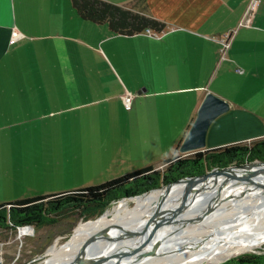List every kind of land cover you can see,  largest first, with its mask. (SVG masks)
<instances>
[{"label": "crops", "instance_id": "crops-1", "mask_svg": "<svg viewBox=\"0 0 264 264\" xmlns=\"http://www.w3.org/2000/svg\"><path fill=\"white\" fill-rule=\"evenodd\" d=\"M104 1L163 28L114 34L69 0H0V204L158 169L207 92L228 107L203 148L264 137V0Z\"/></svg>", "mask_w": 264, "mask_h": 264}, {"label": "bare ground", "instance_id": "bare-ground-1", "mask_svg": "<svg viewBox=\"0 0 264 264\" xmlns=\"http://www.w3.org/2000/svg\"><path fill=\"white\" fill-rule=\"evenodd\" d=\"M178 183L182 182L150 191L155 193L147 192L135 198L124 199L96 219L80 223L67 246L51 247L41 264H75L78 259H92L118 250L124 252L149 232L150 224L159 212L171 210L167 207L176 202V196L185 184L177 185ZM244 188L242 185L228 186L216 197L219 199L217 206L208 214H201L203 218L200 217L188 227L181 228L182 221L195 213L196 208L200 207L196 214L202 212L203 202L215 197V188L207 187L191 204L181 209L176 221L159 228L149 240L151 242L131 250L130 254L133 256H123L107 264H213L235 252L251 249L259 231L252 232L251 229L254 226L264 228V214L256 217L255 213L241 212L240 207L236 211L231 210L232 212L225 209L228 204L237 200L235 196ZM247 191L245 196L249 198L257 194L252 188ZM252 206L257 210L258 204ZM177 211L173 209V212ZM174 222L178 223L174 225ZM211 222L214 223L209 225ZM198 223L205 225L198 226ZM167 239L169 241L166 244Z\"/></svg>", "mask_w": 264, "mask_h": 264}, {"label": "trees", "instance_id": "trees-1", "mask_svg": "<svg viewBox=\"0 0 264 264\" xmlns=\"http://www.w3.org/2000/svg\"><path fill=\"white\" fill-rule=\"evenodd\" d=\"M69 2L81 19L106 23L114 34L130 35L146 29L158 32L163 28L161 22L142 11H132L104 0ZM136 2L142 4L143 0ZM252 161H264V137L184 153L174 150L161 162L162 169L147 166L97 185L0 204V229L16 230L17 227L25 225L39 228L57 222L60 216H78L85 221L101 216L108 202L118 197L136 195L213 168ZM219 264H264V252L239 254Z\"/></svg>", "mask_w": 264, "mask_h": 264}, {"label": "water", "instance_id": "water-1", "mask_svg": "<svg viewBox=\"0 0 264 264\" xmlns=\"http://www.w3.org/2000/svg\"><path fill=\"white\" fill-rule=\"evenodd\" d=\"M227 103L216 95L207 92L197 109L196 115L186 131L183 139L181 140L177 150L178 152L184 153L189 151H194L202 149L204 147V136L206 129L211 122V120L217 115L223 113L227 110ZM261 179V180H258ZM183 182L184 187L176 196L175 203L171 207H167L171 210H166L159 212L153 222L150 224L149 232L141 238V240L136 241L137 244H132L124 252L119 250L116 252H108L100 256H96L92 259H78L75 264H107L113 260L119 259L120 257H130V251L138 246H142L152 238L155 232L165 226L167 223L176 221L181 209H184L187 205L191 204L194 198L204 189L211 186L215 188V197L209 198L203 204V211L198 214H193L187 219L183 220V225L181 228L188 227L196 219L204 217L201 214H208L211 209L218 205L219 199L216 198L219 194L223 192L225 188L231 185L244 186L245 188L235 196L236 198L247 197L245 193L248 192V188H252L255 193L250 196L252 201L249 205L240 206V211L245 214L255 213L256 217L264 213V161H252L243 164H235L226 166L223 168H213L207 172L192 175L187 177H182L173 182L165 184L161 187H166L169 184L175 182ZM258 204V208L252 205ZM166 208V209H167ZM173 209H177V212H173ZM170 221V222H169ZM149 226V225H148ZM147 227V226H145ZM143 234V233H141Z\"/></svg>", "mask_w": 264, "mask_h": 264}, {"label": "rangeland", "instance_id": "rangeland-1", "mask_svg": "<svg viewBox=\"0 0 264 264\" xmlns=\"http://www.w3.org/2000/svg\"><path fill=\"white\" fill-rule=\"evenodd\" d=\"M160 186H163V185H160ZM155 189H160V188L158 187L151 188L150 190H147L149 193L145 191V192L132 195V196L118 197L117 199H114L113 201H109L106 208L103 210V213L124 199H131V198L137 197V195L140 196L145 193L147 194L155 193V192H150ZM158 192H165V191H158ZM236 199L237 200H234L233 203H230L225 207L226 211L232 212L233 209H235L236 211L238 210L240 206L249 205L252 203L249 197L243 196V197L236 198ZM128 204H130V201L128 202ZM199 208H196V211ZM196 211L195 213H192V215L196 214ZM96 218L97 217H94V218H90L88 220L83 221L78 216L68 217V218L60 216L58 221L55 223H52L51 225H43L39 228L31 227L30 228L31 231H28L27 234H19L17 231V228L16 230L0 229V264H41V262L46 258L48 250L51 247L55 246V247L65 248L67 244L69 243V241L71 240V236L73 235L75 228H77L80 223L82 222L87 223ZM175 223H178V222H174L173 224L175 225ZM212 223L214 222H211V224L209 223L208 224L212 225ZM202 225H205V224L198 223V226H202ZM176 226H179V225L176 224ZM259 227L260 226H254L251 229L252 232L254 230L255 231L259 230L258 234L255 235L256 236L255 242H254L255 244L253 245L251 249L240 251V252H235L233 254L228 255L227 257H224L222 261L220 260V261L214 262L213 264L222 263L230 258H233L243 253H256V254L263 253L264 252V228L262 227L259 228ZM168 241L169 239L166 240V244L168 243ZM119 247H122V246H118V248ZM202 264H211V263L203 262Z\"/></svg>", "mask_w": 264, "mask_h": 264}, {"label": "built area", "instance_id": "built-area-1", "mask_svg": "<svg viewBox=\"0 0 264 264\" xmlns=\"http://www.w3.org/2000/svg\"><path fill=\"white\" fill-rule=\"evenodd\" d=\"M254 5H255V1H251L248 8L251 9L254 7ZM12 31L13 32L9 39L10 42H13L19 36V34L16 33L15 29H13ZM145 32L150 36L156 35L155 32H152L149 29H146ZM229 35H230V32H226L219 37L218 39V43L220 45L219 52H223L224 48L227 46ZM132 96L133 94L127 91H124L123 94L121 95V103L124 109H129ZM158 169H162V166H160ZM30 228L31 226H28V225L19 226L17 227V231L19 234H27L28 231H31Z\"/></svg>", "mask_w": 264, "mask_h": 264}]
</instances>
